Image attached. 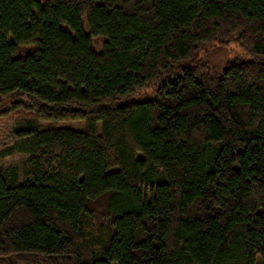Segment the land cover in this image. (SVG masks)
<instances>
[{
  "label": "trees",
  "instance_id": "1",
  "mask_svg": "<svg viewBox=\"0 0 264 264\" xmlns=\"http://www.w3.org/2000/svg\"><path fill=\"white\" fill-rule=\"evenodd\" d=\"M15 114L0 264H264V0H0Z\"/></svg>",
  "mask_w": 264,
  "mask_h": 264
},
{
  "label": "rangeland",
  "instance_id": "2",
  "mask_svg": "<svg viewBox=\"0 0 264 264\" xmlns=\"http://www.w3.org/2000/svg\"><path fill=\"white\" fill-rule=\"evenodd\" d=\"M84 29L86 33H89L85 19H83ZM67 29L66 27H64ZM106 44V39L102 36L93 38V47L97 53L103 52ZM212 46V51L206 56L216 67L221 68L226 62L236 58H247L245 52L236 44H231L227 47ZM27 119L24 114H15L13 116L0 119V171L15 172L19 180L23 179L24 167L29 159V156L24 153H14L7 155L5 149L12 146L16 142L15 130L19 127L21 122ZM43 128L45 127H73L75 129H82L83 124L78 122L68 123H41ZM142 158V155H138Z\"/></svg>",
  "mask_w": 264,
  "mask_h": 264
}]
</instances>
